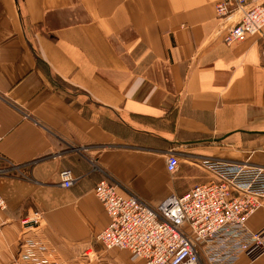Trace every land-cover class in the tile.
<instances>
[{
    "label": "crops",
    "instance_id": "0c3cea01",
    "mask_svg": "<svg viewBox=\"0 0 264 264\" xmlns=\"http://www.w3.org/2000/svg\"><path fill=\"white\" fill-rule=\"evenodd\" d=\"M219 1L0 0V264L35 212L61 261L145 264L97 242L102 178L159 207L209 181L204 159L264 165V42L226 45L239 16ZM247 225L264 229V203Z\"/></svg>",
    "mask_w": 264,
    "mask_h": 264
},
{
    "label": "built area",
    "instance_id": "2783aa9c",
    "mask_svg": "<svg viewBox=\"0 0 264 264\" xmlns=\"http://www.w3.org/2000/svg\"><path fill=\"white\" fill-rule=\"evenodd\" d=\"M216 11L222 21L239 16L225 36L226 45L259 35L264 42V0H220ZM179 168V156L172 151L167 170L175 175ZM198 168L209 181L169 197L159 207L122 192L113 179L102 178L94 191L110 223L97 242L106 251H128L145 264H236L242 256L259 259L264 255V229L254 232L247 222L264 203V165L208 158ZM60 177L67 189L79 180L70 170L62 171ZM4 204L0 198V208ZM42 221L41 212L24 221L15 264H91L79 258L59 260L45 240L33 235L42 228Z\"/></svg>",
    "mask_w": 264,
    "mask_h": 264
}]
</instances>
